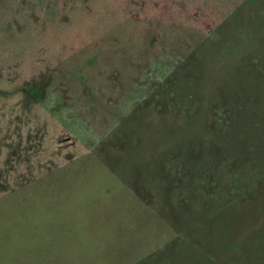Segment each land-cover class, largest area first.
Returning <instances> with one entry per match:
<instances>
[{"label": "rangeland", "instance_id": "1", "mask_svg": "<svg viewBox=\"0 0 264 264\" xmlns=\"http://www.w3.org/2000/svg\"><path fill=\"white\" fill-rule=\"evenodd\" d=\"M248 1L0 0V142L16 144L25 139L17 140V135H24L32 149L25 154L28 157L39 154L43 140L58 139L57 147L63 151L52 152L57 165L92 155L138 107L152 108L160 100V90L184 89L194 83L193 70L203 76L207 69L222 66L227 56L220 48L213 50V43L236 41L239 32L257 28L264 17V0L237 15ZM203 44L207 54L214 51V63L196 64ZM250 59L248 55L243 69L237 64L230 80L217 83L214 107L224 103L222 99L232 92L230 86L249 107L258 104L251 90L261 87L264 74ZM236 76L241 79L234 82ZM200 85L195 89L203 92ZM22 89L29 91L34 105L25 107ZM180 107L179 117L174 111L168 114L173 139L188 114L184 102ZM41 116L52 119V127L51 120L45 125ZM254 116L239 125L229 149L207 140L208 153L216 156L202 184L201 200L197 204L180 200L161 210L146 194L147 184L141 177L126 182L121 176L133 156L143 157L142 163L137 159L138 166L153 164L147 160L151 139L159 134L151 126L153 113H135V118H143V125L126 132L123 149L115 155L121 157V168L104 164L99 177L84 174L79 182L98 190L90 199L94 215L99 201L105 199L110 212L127 217L133 229L118 235L100 222L105 231L93 234L109 237L105 246L82 251L77 257L84 255L88 264H264V112ZM218 123L210 130L216 128L221 137ZM161 146L166 153L168 147ZM204 150L182 157L203 160ZM229 159L234 161L226 167ZM244 163L252 183L234 186L235 167ZM168 183L163 182V187ZM68 187L64 184L63 190ZM109 188L113 191L106 198L104 189ZM77 195L76 202L86 204L83 193ZM146 203L152 207L147 209ZM103 213L107 215L104 208ZM13 257L3 253L1 260Z\"/></svg>", "mask_w": 264, "mask_h": 264}, {"label": "trees", "instance_id": "2", "mask_svg": "<svg viewBox=\"0 0 264 264\" xmlns=\"http://www.w3.org/2000/svg\"><path fill=\"white\" fill-rule=\"evenodd\" d=\"M261 1L263 0H249L250 3L240 8L236 12H240L237 15H240L241 11L247 7ZM250 43H254L252 48H248ZM216 48H220L219 52L223 51L227 56L222 66L216 71L207 69L203 76L197 73L198 69L193 70L191 74L194 83H189L184 89L181 86L160 90L158 93L160 100L156 101L152 108L147 110V106L138 107L136 112L128 115L94 149L92 155L88 154L63 165H57L54 163L55 158L52 152L59 155L63 151L57 147V142H60L58 139L56 142H52V139L51 141L43 140L40 143L43 147L39 154L27 155L28 157L25 154L30 153L32 149L27 146L30 139L24 135L20 133L17 135V140L25 139L19 143L16 141V144L0 142V193L4 194L0 198V264L3 262L4 264H88L84 255L79 258L77 254L80 252L84 254L82 251L85 250L91 251L93 247L101 249L100 246H105L104 241L109 237H98L93 234L96 230H103L99 226L100 222L105 223L106 230H113L118 235L130 231L128 228L133 229L127 217L120 218L117 212H110L105 199L99 201L98 211L94 215V203L90 199L98 193V190L80 185L79 182L84 174L98 176L104 169L101 168L104 164L108 168L112 166L121 168V157L115 155L123 149L126 132L143 125L141 121L143 118L141 117L140 120L135 118V113L140 116L153 113L154 120L151 126L155 128L156 134L159 132L158 136L150 142L152 152L151 155L148 154L147 160H153V164H146L145 167L138 166L137 159L139 158L141 163L144 159L141 155L133 156L129 163L124 164L121 176L126 182L138 181L141 177L142 182L147 184L144 188L146 194L151 197L155 205L158 204L161 210H166L171 203H177L180 200L181 202L190 200L197 204L203 194L202 184L207 179L208 171L214 165L216 156V154L208 153L211 151L208 141L211 143L216 140V143L221 144L224 150L229 149L231 141L232 143L236 141L235 132L239 130V125L247 124L243 121H250V117L254 120V115L264 112V82L260 88L253 86L255 89L251 90L252 97L258 104L253 103L249 107L230 86L229 89L232 92L222 99L224 103L216 107L212 105L217 89L220 88L217 83L222 79L230 80V76L238 69L237 64L243 69L248 55H251L249 61L257 71L264 74V70L261 71V68H264V17L257 28L250 27L245 32H239L236 41L226 39V41L217 42V45L213 43L212 49ZM212 56L214 51H209L207 54L203 44L198 49L196 64L199 65L200 62L212 64L215 60ZM252 56H255V60ZM257 57L260 58L258 64ZM179 76L181 77V75H174V78L177 79ZM208 76L210 78L205 79ZM197 77L205 81L201 83ZM235 78L234 82L241 79L240 76ZM181 83L180 80L179 84ZM200 84L204 85L203 92L195 89L201 86ZM28 92L27 89H22L27 108L30 104H35ZM183 102L188 114L176 127L177 138L173 139L170 136L174 134V131L167 125L168 114L174 111L179 117L180 105ZM143 104L142 102L141 105ZM139 112H144V115ZM41 118H44L45 125L50 124L51 120L52 127L54 123L52 119L44 116ZM215 123L220 125L217 127H220L221 137L217 136L216 128L210 130ZM5 144L8 145L3 148ZM11 145H14L13 150L10 148ZM161 145L168 147L166 153L161 149ZM198 150L207 152L203 160L192 162L182 157L194 154ZM38 151L39 148L34 154ZM232 161L234 160L229 159L226 167L232 165ZM235 169L236 173L231 180L234 186L252 183V176L247 171L246 163L239 164ZM105 170L110 175V171L107 168ZM163 182L169 183L163 187ZM64 184L69 186L65 190H63ZM112 191L111 188L104 189V193H107L106 198L111 196ZM68 193L71 194L68 195ZM82 193L86 204H78L74 198ZM65 198H68L67 203L63 200ZM156 199L159 201L157 202ZM145 205L147 209L152 207L147 203ZM98 215L105 218L99 219ZM3 253H13L14 257L11 261L1 260ZM90 255L93 256V253Z\"/></svg>", "mask_w": 264, "mask_h": 264}]
</instances>
